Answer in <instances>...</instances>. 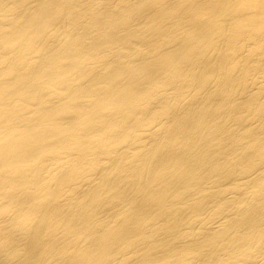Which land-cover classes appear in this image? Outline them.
<instances>
[{
  "label": "bare ground",
  "instance_id": "bare-ground-1",
  "mask_svg": "<svg viewBox=\"0 0 264 264\" xmlns=\"http://www.w3.org/2000/svg\"><path fill=\"white\" fill-rule=\"evenodd\" d=\"M0 264H264V0H0Z\"/></svg>",
  "mask_w": 264,
  "mask_h": 264
}]
</instances>
